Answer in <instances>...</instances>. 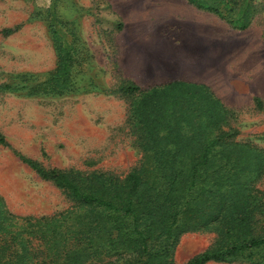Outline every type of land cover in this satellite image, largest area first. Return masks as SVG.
<instances>
[{"label":"rangeland","instance_id":"rangeland-1","mask_svg":"<svg viewBox=\"0 0 264 264\" xmlns=\"http://www.w3.org/2000/svg\"><path fill=\"white\" fill-rule=\"evenodd\" d=\"M246 29L189 0H0V199L18 216L69 209L15 150L47 168L125 176L142 159L128 123L124 80L145 89L181 79L207 85L228 110L225 128L264 149V0ZM74 31L89 61L78 75L96 83L79 93H38L56 67L51 22ZM17 27L5 34L4 30ZM257 187L264 192V175ZM264 208V196L261 197ZM0 202V206L3 205ZM213 231L184 234L173 264L210 247ZM207 264H248L209 262Z\"/></svg>","mask_w":264,"mask_h":264},{"label":"trees","instance_id":"trees-1","mask_svg":"<svg viewBox=\"0 0 264 264\" xmlns=\"http://www.w3.org/2000/svg\"><path fill=\"white\" fill-rule=\"evenodd\" d=\"M246 29L259 0H189ZM17 27L4 30L9 34ZM56 67L38 93L95 89L79 77L89 55L77 34L54 20ZM128 123L142 159L125 176L47 168L14 151L72 205L49 216H18L0 206V264H173L179 239L213 231L214 243L185 264H264V149L225 128L228 110L205 84L181 79L145 89L124 80ZM0 143L7 145L0 137Z\"/></svg>","mask_w":264,"mask_h":264}]
</instances>
